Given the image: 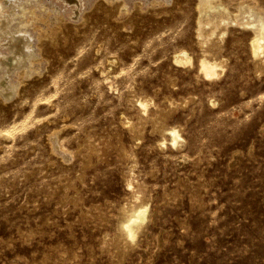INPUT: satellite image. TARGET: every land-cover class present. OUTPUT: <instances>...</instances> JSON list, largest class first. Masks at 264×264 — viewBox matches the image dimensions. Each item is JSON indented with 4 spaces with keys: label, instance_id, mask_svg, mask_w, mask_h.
<instances>
[{
    "label": "rangeland",
    "instance_id": "1",
    "mask_svg": "<svg viewBox=\"0 0 264 264\" xmlns=\"http://www.w3.org/2000/svg\"><path fill=\"white\" fill-rule=\"evenodd\" d=\"M80 1L73 17L21 0L9 28L27 31L35 59L18 38L0 52L11 86L0 93V264H264V68L241 25L264 16V0L203 12L230 18L242 4L210 80L197 71L198 0ZM181 53L192 65L174 61ZM173 126L180 150L160 144ZM134 193L149 212L130 244L119 222Z\"/></svg>",
    "mask_w": 264,
    "mask_h": 264
},
{
    "label": "bare ground",
    "instance_id": "2",
    "mask_svg": "<svg viewBox=\"0 0 264 264\" xmlns=\"http://www.w3.org/2000/svg\"><path fill=\"white\" fill-rule=\"evenodd\" d=\"M6 2H9L8 5H10V3L12 2L11 4H12L13 9L11 11V14L8 16V18L7 19L5 18L2 22V25L0 26V39H4V44H0V46L2 45V47H3V48L0 47V52L3 51L4 47L8 45L7 43H5L6 41H8V40L10 41V40L18 38L17 40H19V41L17 43V46H19L20 44L23 45V46H19V47L22 48L24 50V52H26L27 59H28V61H30V58H33L35 56H33L34 50L29 48L28 47L29 45L27 46V43L30 41L29 34L27 33V31L20 32L19 30H14V29L11 30L9 28L11 23L13 22V18L15 17L16 12L18 11L17 7H19V3L21 2V0H6ZM54 2L60 6L59 9H64L66 14L73 16V17H76L75 15H77L78 12H80L82 9L83 10L85 9L84 8L85 6L82 5L80 0H48L49 5L54 6L53 5ZM38 4H40V3H38ZM8 5H6V3L2 4V6H0V10L3 7H6ZM121 5H122V3H121ZM196 6L198 8L197 11H199L198 17L200 19V17H202L201 13H203L204 11L206 13H208L210 11V8L220 9L222 7V3H219V0H198V4ZM247 6H249L250 8L252 7L251 11L257 9V8H255V6L253 7L250 4H247ZM29 7H26V9L29 11L28 13L29 14L31 13V15L32 14L34 15V12H35L34 10L36 9V7L33 11H30L31 9ZM249 7H247V8H249ZM40 8H42V7H40ZM217 9H216V11H217ZM241 9H242V4L240 3V5L239 6L237 5L235 10L233 12H231L230 18H229V14H227L225 12V11H227V8L223 9V11L225 10L224 12L223 11L221 12L220 10H219V12H216V13L214 12L213 17H212V15L210 16V17H212V19H209V16H207L203 13V15H205V17L206 16L207 17L205 19L203 18V20H200V21L198 19V23L196 22V24H198V27H197L198 34L197 33H195V34H197V36H199V38H200L199 44H200V48H201L200 49L201 50V57H200V60L198 62V70L197 71H199V73L205 79H208V80L215 79V78L219 77L220 74L224 71L225 66H226V64H225L226 60H224V58H222V56L219 53V50L221 47L220 43H221V41H222V39L226 33L225 31H226L227 26L231 23V19L235 20L236 19L235 18L236 13H238ZM221 10H222V8H221ZM37 13H38V11H37ZM257 13H258V11H257ZM25 14H27V11L26 12L24 11L23 15H25ZM26 17H28V16H26ZM250 17H253V16L251 15ZM256 17H257V15H256ZM77 18H78V16H77ZM257 18L258 19H255L254 22H252L250 20V18L247 17V18H245L246 21L244 20L245 23L241 22V25L243 26L242 27L243 29L244 28L245 29H252V36H251V40L249 41L250 42L249 47H250V51L253 55L252 57L257 59L255 62L256 70L261 71V69L264 68V16L262 15V16H259ZM21 19H23V20L20 21V23H22L25 26L26 25L25 22L27 21V19L25 20V18L22 15H21V17H19V20H21ZM35 19H36V17H35ZM31 20L32 19H30L29 21L31 22ZM236 22H239V21H236ZM238 24H236V26ZM244 24H247V25L245 26ZM52 33H54V32L52 31ZM52 33H51V35H52ZM53 36L54 35H52V37ZM43 37L45 38L46 35H44ZM48 37H49V35H48ZM52 37H51V39H52ZM20 38H22V39H20ZM197 41H198V39H197ZM187 56L188 55L186 53L178 54L175 56L174 61L177 64H181V65H192V63H191L192 61L190 60V58H191L190 55H189L190 58H188ZM5 58H6V56L4 57L3 54L0 53V86H3L2 89H0V93H3L4 95H8V94H10L9 91L11 90V86L10 87L8 86L6 88L4 86V84H6V83L4 81H2V80H5V76H6L5 74L7 73L6 72V66L9 65V63L5 62ZM36 58H38V57H36ZM33 59H35V58H33ZM112 61H113V59H112ZM20 62L21 61H17V64H19ZM31 63H33V62L30 61V64ZM10 64H11V62H10ZM17 64H15V66H17ZM11 67H14V66H12V64H11ZM24 68H26V67H21L20 69L17 70V71H20L19 72L20 85H22L24 83V80L22 77V75L25 74V72H26V71L24 72V70H23ZM31 75H32V73H31ZM24 79H26V77ZM7 84L9 85L8 82H7ZM16 91H17V87H16ZM148 99L141 98V99L136 100V102L138 103L139 109H140V111L138 110L139 112H142V113L147 112V109L150 105V102ZM214 102L215 101H213V103ZM166 117H167L166 114L161 112L159 114L158 119L161 121H164V119H166ZM153 125H154V123H153ZM129 126H131V125H129ZM179 128L174 127V126L173 127H165L162 130L163 134H162V141L160 142V144L163 146L168 145L169 147H171L172 149H175V150H180L183 146L182 145L183 138L181 136V130ZM127 185L129 188L131 183H129ZM132 191H134V190H132ZM132 199H133V201L131 200L132 204L131 205L129 204V207H127L123 210V216L119 222V229L122 233V236L124 237V240H126V243L128 241V242H130V244L135 242V240L138 237L141 230L144 229V226H145L146 221L148 219V212H149L148 203L143 202V200L141 199V196L134 193ZM118 236H120V235H118Z\"/></svg>",
    "mask_w": 264,
    "mask_h": 264
}]
</instances>
